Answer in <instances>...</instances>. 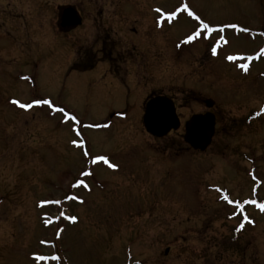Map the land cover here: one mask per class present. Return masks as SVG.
<instances>
[{"label": "rangeland", "instance_id": "obj_1", "mask_svg": "<svg viewBox=\"0 0 264 264\" xmlns=\"http://www.w3.org/2000/svg\"><path fill=\"white\" fill-rule=\"evenodd\" d=\"M44 1L0 0V264H264L263 216L253 227L240 209L264 201V0ZM69 3L84 18L64 34ZM156 16L174 22L159 30ZM97 38L130 72L115 90L71 68ZM150 93L177 104L164 137L143 124ZM35 99L52 104L14 102ZM209 110L212 143L192 149L185 121Z\"/></svg>", "mask_w": 264, "mask_h": 264}, {"label": "flooded vegetation", "instance_id": "obj_2", "mask_svg": "<svg viewBox=\"0 0 264 264\" xmlns=\"http://www.w3.org/2000/svg\"><path fill=\"white\" fill-rule=\"evenodd\" d=\"M26 1V0H25ZM36 1V0H33ZM47 1V0H46ZM44 1V2H46ZM51 1V0H49ZM49 1H47L46 3H42L40 4L42 7H47L46 5L49 3ZM80 4L82 2H79ZM80 4H75V3H69L68 5H64L61 4L58 6V8L60 7V9L58 10V16H59V20H58V28L60 29V31L64 34H69L71 31H74L75 29H77L83 22V14H82V10L80 9ZM68 9H72L75 14H76V19L74 20H78V22L73 23V19H70L71 21L67 24H63L62 20H63V16L66 10ZM155 13L158 14V16H164V14L160 13L159 11L161 10L160 8H153L152 9ZM67 20V19H66ZM155 26L157 29L161 30L164 29L165 26H167V21H164L161 18H157V16L155 17ZM99 35H102L99 34ZM100 42V47H98L96 50H93L92 46H86L89 47L88 53L91 55H89L88 57H84L83 58V54L81 55L82 51H79L77 49L78 53V57L74 58L73 63L71 65V68L77 71H88V70H99L100 71V75L102 76V79H105L108 83H110V85L114 88L115 90V79L122 81L123 84L128 83L127 82V78L125 77V75H130V72L128 71V69L126 68L124 70V74L120 71H118L119 66H116V62H117V57L118 59L124 60L122 57V54L118 53L115 48H117V46L115 45V43H112L111 41L106 43L104 45V41L102 42V40L99 38L96 39V43ZM70 47L71 44H70ZM74 48V47H73ZM75 49V48H74ZM116 51V54H115ZM75 52V51H74ZM85 53V54H88ZM127 59V57H124ZM105 63L109 64L108 70L107 72H103L101 66L104 65ZM102 71V72H101ZM118 73H120V76L118 75ZM121 73L123 74V76L121 77ZM159 94V93H158ZM156 95V93H150L142 102V106L145 108V105L148 101V99H150L152 96ZM174 101L175 99L172 98ZM176 104V101H175ZM129 105V104H128ZM132 105V104H131ZM131 105H129V108L132 107ZM177 106V104H176ZM178 109V108H177ZM126 111H116L110 114V118H108L107 122H111L114 121L115 118L116 119H122L126 117ZM72 116V115H70ZM69 116V117H70ZM263 204V201H259L258 199H254L253 201H249L248 199L243 201V204L240 205V209L241 212H243L245 214L244 216V220L245 222H249L250 224L254 226L257 225V219H255L252 215L253 214H258L256 216H263L264 219V209H261L260 205ZM253 206V207H252ZM245 207H249L251 209H253V212H246L247 210L244 209ZM245 217H247V219H245ZM241 228V227H239ZM236 226L234 227L235 229V233L239 234L243 232V229H239ZM241 231V232H240ZM259 255V254H258ZM243 260V259H242Z\"/></svg>", "mask_w": 264, "mask_h": 264}, {"label": "water", "instance_id": "obj_3", "mask_svg": "<svg viewBox=\"0 0 264 264\" xmlns=\"http://www.w3.org/2000/svg\"><path fill=\"white\" fill-rule=\"evenodd\" d=\"M67 19V20H66ZM73 19L78 22L76 14L72 9L65 11L62 23L65 25ZM207 107L211 108L215 101L211 98L205 101ZM143 123L147 132L156 137H163L172 129L177 130L181 120L176 111L174 101L166 95L151 97L145 106ZM184 141L195 150L204 151L212 143L216 130V116L213 112L195 113L184 124Z\"/></svg>", "mask_w": 264, "mask_h": 264}, {"label": "snow or ice", "instance_id": "obj_4", "mask_svg": "<svg viewBox=\"0 0 264 264\" xmlns=\"http://www.w3.org/2000/svg\"><path fill=\"white\" fill-rule=\"evenodd\" d=\"M184 7H185V8H188V5L185 4ZM189 12H190L191 15L195 16V18H196L197 21H200L201 27H202L203 29H206V30L211 31V29H209V25L206 24V23H204V22L201 20V17H200V16L196 15L194 12H191V10H189ZM170 15L174 17V16L176 15V13H175V12H172ZM233 27H234V26H233ZM200 35H201V32H200V30L198 29V30H196L195 32H193L192 35L188 36V37H187V40H188V41L194 40V39H196L197 37H199ZM212 51L215 53L216 49L213 48ZM229 59H232V57H229ZM14 102H15L16 104H18L21 108H28V109L32 108L34 104H35V105H40V104H49V105H51V104H52V101H51V100H42V99H35V100L32 101V103H27V104H21V102H20L19 100H16V101H14ZM59 111L64 112V109H63V108H60ZM262 111H264V109H262ZM70 118H71L72 120H77V117L74 116V115L70 116ZM73 143H76V141H73ZM97 161L108 162V158H107L106 156H96V158H95V160L93 161V163H96ZM110 166H111L112 168H117V167H118L117 164H111ZM77 183H78V184H81V183H83V181H78ZM225 199H227V197H225ZM229 202L231 203V201H229ZM57 203H59V201H57ZM260 207H261V209H264V204H261ZM69 219L75 221L77 218H76L75 216H72V217H69ZM245 219H247V217H245ZM240 227L243 228V224H241Z\"/></svg>", "mask_w": 264, "mask_h": 264}, {"label": "bare ground", "instance_id": "obj_5", "mask_svg": "<svg viewBox=\"0 0 264 264\" xmlns=\"http://www.w3.org/2000/svg\"><path fill=\"white\" fill-rule=\"evenodd\" d=\"M178 20H179V18H178Z\"/></svg>", "mask_w": 264, "mask_h": 264}]
</instances>
